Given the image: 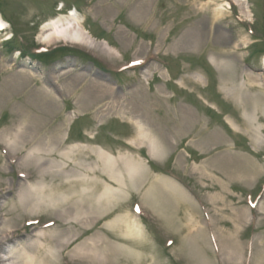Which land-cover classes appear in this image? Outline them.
I'll return each instance as SVG.
<instances>
[{"label": "rangeland", "instance_id": "1", "mask_svg": "<svg viewBox=\"0 0 264 264\" xmlns=\"http://www.w3.org/2000/svg\"><path fill=\"white\" fill-rule=\"evenodd\" d=\"M211 1L0 0V20L17 14L0 31L7 263L24 264L30 253L35 264H264V0H242L248 17L233 0ZM71 11L113 51L43 43ZM99 72L114 94L90 104L82 96ZM234 89L241 93H227ZM70 113L79 114L67 121ZM141 128L154 146L138 141ZM100 150L122 171L99 164ZM54 163L56 178L43 179ZM161 177L189 199L161 187ZM112 179L121 182L114 194ZM133 218L143 238L116 241L114 221ZM98 236L115 243L106 261L72 256Z\"/></svg>", "mask_w": 264, "mask_h": 264}, {"label": "bare ground", "instance_id": "2", "mask_svg": "<svg viewBox=\"0 0 264 264\" xmlns=\"http://www.w3.org/2000/svg\"><path fill=\"white\" fill-rule=\"evenodd\" d=\"M215 1H221V0H212L211 2H215ZM233 1H235V3L241 9V15H243L244 17L251 16L250 10L248 9V7L246 5H244L242 0H233ZM243 1H245V0H243ZM221 11H222L221 9L218 10V15H220L222 13ZM69 15L72 18L69 19V20H66L65 22H63L62 20L53 21L51 23L50 28H47L46 31L43 34H41L42 41L43 42H47V43H52L54 41H72V42H75V43L86 44V45H88L90 47H99V48L103 47V48H107L106 50L109 49V51H113V49H111L108 44H106V43H98L92 37V35L88 32V30L83 26V23L76 17L75 11H71L69 13ZM4 26H5V24L3 23L2 20H0V31H2V29H4ZM211 62L213 64V66L216 67L217 69H220L222 67V64H223V62L220 61L219 59H217L216 56L211 57ZM263 64H264V58H263ZM102 76L108 77V76L102 75L100 72L94 74L93 81H91V83L89 84L90 86L88 85V87H89L88 89H90V90L85 91L83 93V96H82V98H86L85 102L91 104V103L97 101V99L101 98V99L104 100L111 93L114 94V90L112 89L113 87H111L106 82L104 83V79H102ZM54 78H57V77H54ZM99 80H103V81H99ZM250 80H251L252 83H256V82L259 81V79H256L254 77H250ZM91 87L96 88V90L94 88H91ZM65 88H66V86H65ZM53 90H54V88H53ZM227 93L228 94H240L241 92H239L238 89H234L233 91L232 90L227 91ZM104 94H108V95L104 96ZM79 113H74V114L70 113L68 115V117H67V121L72 120L74 118V116L78 115ZM120 113L124 114L123 112H120ZM36 121H38V120L34 121L35 125H37V123H38ZM140 130H142V131H141V134H140V137H139L138 141L147 143L150 146H154L155 141L151 138V135L148 133V131L146 129H144V128L143 129L141 128ZM54 137H57V135H55ZM216 139H217V137H213V141H215ZM4 142L10 148L12 146H15V144L12 141V139H10L9 137L6 140H4ZM96 154H97V157H98L99 164L100 163H102V164L105 163L104 165H110V167H111V169L113 171L114 170H116L117 172H121L122 171V162H119L118 161L119 159L118 160L114 159L113 155H111V154H109V153H107V152H105L103 150H100ZM228 161H229V163H231V160H228ZM134 163H135V161H133L130 158V165L127 166V170H128V172L130 174L134 173V170H135ZM61 166L56 164V163H54L53 170H50L49 172L44 173L43 176H42L43 179H48L49 177L50 178L51 177L56 178V176L58 175L57 168H60ZM104 168L107 169L106 167H104ZM85 170L90 171L88 167L87 168L85 167ZM111 181L115 182L119 187L116 189L115 184L109 183V184L106 185L107 193L114 194L117 191L119 192L120 191V186H121L120 180L119 179L118 180L112 179ZM160 181H161L160 184H162L161 187H163L165 189L166 188H170L171 190L176 192L177 195H182L183 197H186V198L189 199V197L185 194V192L176 183H174L173 181H171L169 179L168 180L164 179L162 177L160 178ZM72 182H73V180L71 182H63L62 181V182H60V184H59L60 186H58V187H64L66 183H69V185H73ZM75 184H77V183H75ZM29 194L31 195L32 192H30ZM71 194H73V193L71 192ZM41 199H42V197H41ZM41 202L44 203V201H42V200H41ZM33 210H35V207L33 208ZM248 215H249L248 210L245 209V211H243L242 214L239 215V218L241 217L242 220H245V219H247L249 217ZM129 218L132 219L131 215H129ZM133 220H134V218H133ZM137 220L138 219H135L134 221H132L133 223H131L129 221V222H126L125 224H121L116 219L114 221V224L116 225V227H115V230L112 233V234H115V237H113V238L116 239V241L122 243L125 240L121 237L120 234L128 233V235H133V236H135V234H137L136 235L137 238L139 240L142 239L143 238L142 237V232L143 231L140 228V226L138 225ZM55 237H57V239L60 240V241H66L65 239H61L59 237V235H55ZM2 242H3V240H2ZM137 242L140 243V241H138V240H137ZM114 244H115L114 241H111L110 242V247H109V242H107V240L105 238H103L101 236H98L94 240L83 241L79 246H77L75 248L74 254L72 256L79 257V258H89L91 260H96L99 263H102V262L106 261L107 257L109 256V253L112 252L113 249L115 250ZM42 245H43V241H40V245L39 246H42ZM27 254H29V255L26 257V260H25L24 264H35L34 257L32 255H30V253H27ZM227 258H231V255H227ZM6 261H7V259L4 258V256L0 255V264H12L10 262L7 263Z\"/></svg>", "mask_w": 264, "mask_h": 264}, {"label": "flooded vegetation", "instance_id": "3", "mask_svg": "<svg viewBox=\"0 0 264 264\" xmlns=\"http://www.w3.org/2000/svg\"><path fill=\"white\" fill-rule=\"evenodd\" d=\"M50 65H52V64H50ZM50 65H49V66H50ZM49 66H48V67H49ZM50 67H52V66H50Z\"/></svg>", "mask_w": 264, "mask_h": 264}]
</instances>
